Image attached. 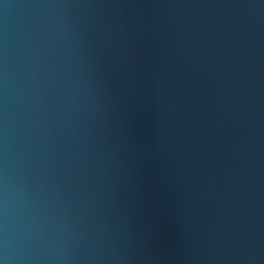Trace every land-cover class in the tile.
<instances>
[{
    "label": "water",
    "instance_id": "obj_1",
    "mask_svg": "<svg viewBox=\"0 0 264 264\" xmlns=\"http://www.w3.org/2000/svg\"><path fill=\"white\" fill-rule=\"evenodd\" d=\"M0 264H264V0H0Z\"/></svg>",
    "mask_w": 264,
    "mask_h": 264
}]
</instances>
